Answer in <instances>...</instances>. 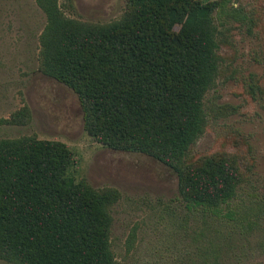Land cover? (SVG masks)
I'll use <instances>...</instances> for the list:
<instances>
[{
  "label": "trees",
  "instance_id": "obj_1",
  "mask_svg": "<svg viewBox=\"0 0 264 264\" xmlns=\"http://www.w3.org/2000/svg\"><path fill=\"white\" fill-rule=\"evenodd\" d=\"M59 1L35 0L45 16L40 69L77 96L86 134L171 169L191 211L233 200L242 181L233 157L186 160L207 126L203 99L219 72L215 21L248 20L233 0H126L107 24L68 18ZM29 121L23 108L7 123ZM72 162L60 142L0 139V261L116 264L110 208L119 193L75 181Z\"/></svg>",
  "mask_w": 264,
  "mask_h": 264
},
{
  "label": "rangeland",
  "instance_id": "obj_2",
  "mask_svg": "<svg viewBox=\"0 0 264 264\" xmlns=\"http://www.w3.org/2000/svg\"><path fill=\"white\" fill-rule=\"evenodd\" d=\"M233 2L248 20L215 21L219 72L203 99L207 126L186 159L225 154L237 162L236 196L211 212L189 210L176 174L157 160L86 134L77 96L40 69L44 14L35 0H0V139L63 143L73 153L70 177L118 191L110 208L116 264H264V0ZM59 7L68 18L107 24L120 19L126 0H60ZM23 108L27 124L7 123Z\"/></svg>",
  "mask_w": 264,
  "mask_h": 264
}]
</instances>
